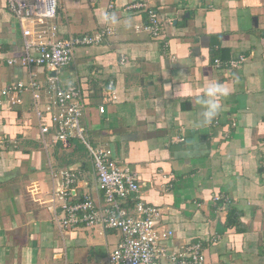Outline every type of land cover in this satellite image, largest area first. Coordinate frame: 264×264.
<instances>
[{
    "label": "crops",
    "instance_id": "0c3cea01",
    "mask_svg": "<svg viewBox=\"0 0 264 264\" xmlns=\"http://www.w3.org/2000/svg\"><path fill=\"white\" fill-rule=\"evenodd\" d=\"M147 9L161 20L158 36L143 29ZM53 22L58 37L107 31L101 43L76 47L63 68L32 72L42 87L49 77L81 86L90 143L109 149L135 174L138 198L160 208L158 225L173 232L168 250L199 241L203 264H264V0H57ZM40 27L0 0V89L29 81L22 29L33 39ZM240 55L235 68L214 64ZM210 82L230 94L205 123L196 100ZM20 98L12 105L0 95V264H108L119 230L60 226L57 173L75 174L72 201L104 204L88 151L76 138L43 142L32 93Z\"/></svg>",
    "mask_w": 264,
    "mask_h": 264
},
{
    "label": "built area",
    "instance_id": "2783aa9c",
    "mask_svg": "<svg viewBox=\"0 0 264 264\" xmlns=\"http://www.w3.org/2000/svg\"><path fill=\"white\" fill-rule=\"evenodd\" d=\"M4 1L9 12L20 22L24 19L37 20L41 27L33 39L30 38L32 30L22 29L25 41L21 60L30 70L29 81L1 88L0 95L15 105L21 102L20 93L25 90L31 92L43 142L67 144L73 138L79 140L88 151L98 187L104 197L102 206H98L88 195L80 201H72L71 183L74 182L75 174L67 171L57 173L63 178L57 193L64 201L65 212L60 226L70 229L81 224L101 225L119 230L121 239L109 252L108 264H162L164 258L168 264H203V245L199 241L185 244L176 251L168 250L163 242L173 232L158 225L160 208L138 198L139 184L135 174L127 166L119 165L109 149L92 146L82 124L86 93L81 86L72 84L62 87L55 77H49L46 87H42L34 78L33 66H46L57 71L70 63L76 47L101 43L107 31L58 37L57 26L53 22L57 14V0ZM143 7V3L129 6L140 9ZM146 14L148 22L143 29L152 36H158L161 20L152 9H147ZM31 48L36 51V55L30 53ZM244 60L243 55L225 61L216 58L214 64L235 68ZM107 86L114 98L112 80ZM44 93L48 98L46 97L44 106L40 107ZM103 111L104 106H99V112ZM46 114L50 124L45 121ZM48 134L50 138L46 140ZM262 147L264 150V142Z\"/></svg>",
    "mask_w": 264,
    "mask_h": 264
},
{
    "label": "clouds",
    "instance_id": "9594fccd",
    "mask_svg": "<svg viewBox=\"0 0 264 264\" xmlns=\"http://www.w3.org/2000/svg\"><path fill=\"white\" fill-rule=\"evenodd\" d=\"M105 23H116L118 18L114 13H104L102 17ZM230 94V90L219 82H210L205 90L203 97L197 98L196 102L204 106L202 113L203 121L210 123L221 111V104L218 98L226 97Z\"/></svg>",
    "mask_w": 264,
    "mask_h": 264
},
{
    "label": "trees",
    "instance_id": "16d2710c",
    "mask_svg": "<svg viewBox=\"0 0 264 264\" xmlns=\"http://www.w3.org/2000/svg\"><path fill=\"white\" fill-rule=\"evenodd\" d=\"M234 213H235V212H234V211L232 212V210L229 211L230 216H233V217H234V216H235Z\"/></svg>",
    "mask_w": 264,
    "mask_h": 264
}]
</instances>
